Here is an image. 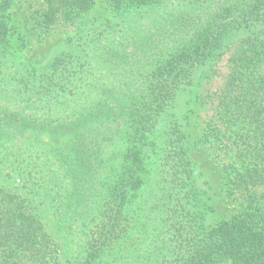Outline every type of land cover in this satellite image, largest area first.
<instances>
[{
  "label": "trees",
  "instance_id": "obj_1",
  "mask_svg": "<svg viewBox=\"0 0 264 264\" xmlns=\"http://www.w3.org/2000/svg\"><path fill=\"white\" fill-rule=\"evenodd\" d=\"M44 1L45 29L96 3ZM104 1L113 18L81 27L41 69L12 60L10 4L0 5V264H264V0H190L149 27L141 20L167 0ZM234 44L201 138L233 152L224 191L240 208L214 221L177 108ZM159 137L162 180L144 200ZM50 138L70 141L49 150ZM52 219L74 237L71 258Z\"/></svg>",
  "mask_w": 264,
  "mask_h": 264
},
{
  "label": "rangeland",
  "instance_id": "obj_2",
  "mask_svg": "<svg viewBox=\"0 0 264 264\" xmlns=\"http://www.w3.org/2000/svg\"><path fill=\"white\" fill-rule=\"evenodd\" d=\"M6 1H9L10 4L5 14L9 22V34L13 44L11 58L19 65L31 64L40 69L51 63L53 58L63 49L67 40L74 37L81 27L89 25L94 20L111 19L114 16L111 4L104 0H96L92 10L74 23L60 19L51 28L45 29L40 25L42 15L47 9L44 0H0V5ZM167 1V8L161 9L166 11L158 10L163 13L162 16H158L156 13L145 16L140 25L149 27L150 22L155 18H170L171 14L174 15V7L187 4L190 0ZM217 4V0H209L207 5L216 7ZM173 15L172 17H174ZM166 30L169 29L166 28ZM153 31L155 30L153 29ZM235 46L237 45L234 44V46L224 49L221 57L211 61L198 72L192 92L185 93L180 97L177 108L179 116L183 117L188 113L190 118L188 130L192 135L191 159L202 178L211 185L209 195L210 204L214 208V221L229 219L240 208L239 201L228 199L224 191L226 181L224 167L234 162L233 152L226 149L220 141L207 143L201 138L207 122L215 115L219 102L218 96L232 71L231 59L235 52ZM262 73L264 74V65ZM66 139L50 138L46 147L49 150L61 149L70 141V139L68 141ZM157 144L159 147L150 154L152 156L150 161L151 180L145 187L142 196L144 200L148 198L151 186L156 181L162 180L158 173L163 161L162 157L165 155L162 151L161 137L158 138ZM110 166V171L108 170L104 175L116 176L117 163L115 162ZM49 231L61 243L64 254L71 258L74 249V237L61 230L54 220L50 221ZM27 262L29 261L24 259L22 264H27Z\"/></svg>",
  "mask_w": 264,
  "mask_h": 264
}]
</instances>
